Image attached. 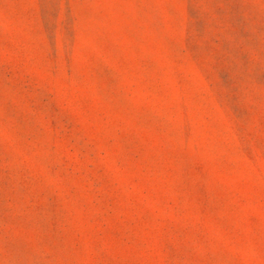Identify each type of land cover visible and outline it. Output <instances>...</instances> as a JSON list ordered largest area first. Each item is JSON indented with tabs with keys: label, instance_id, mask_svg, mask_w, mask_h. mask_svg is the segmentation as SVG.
I'll return each mask as SVG.
<instances>
[{
	"label": "rangeland",
	"instance_id": "1",
	"mask_svg": "<svg viewBox=\"0 0 264 264\" xmlns=\"http://www.w3.org/2000/svg\"><path fill=\"white\" fill-rule=\"evenodd\" d=\"M0 264H264V0H0Z\"/></svg>",
	"mask_w": 264,
	"mask_h": 264
}]
</instances>
